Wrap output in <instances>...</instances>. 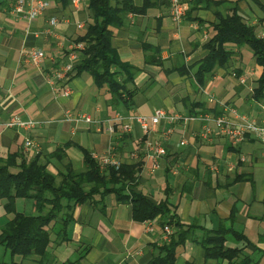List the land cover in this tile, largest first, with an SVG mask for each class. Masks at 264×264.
Wrapping results in <instances>:
<instances>
[{
    "label": "crops",
    "instance_id": "obj_1",
    "mask_svg": "<svg viewBox=\"0 0 264 264\" xmlns=\"http://www.w3.org/2000/svg\"><path fill=\"white\" fill-rule=\"evenodd\" d=\"M131 1L136 7L147 6L142 13L127 14L123 25L112 29L111 43L119 61L136 71L125 84L130 93L127 102L112 106L106 86L96 87L85 72L67 81L68 96L51 91L45 77L66 51L57 47L52 37L33 36L34 31L47 26L51 16H64L67 22H60L55 31L74 39L79 35L75 21L87 23L89 19L87 0L79 10H73L68 1L50 0L44 13L32 20L12 12L13 0H0V157L10 153L25 159L38 156L52 174L64 173L67 168L82 170L81 149L94 159L110 150L120 163L140 161L137 190L156 203L165 198L167 187L168 215L174 214L193 232L177 247L174 264H229L205 259L200 245L204 230L220 226L243 234L258 250L249 253L252 247L246 245L243 253L264 264V135L247 134L233 143L230 137L214 131L202 135L204 124L197 119L187 124L161 120L152 134L162 140L166 153L159 168L150 172L151 160L143 148L145 136L139 125L134 123L130 132L121 133L117 124L111 134L105 122L116 113L148 116L161 110L166 115L197 117L222 114L228 107L264 126V90L262 98L254 97L262 68L247 45L225 44L232 50V59L207 74L203 87L194 78L204 44L213 34V10L226 15L234 8L255 34L264 37V9L259 7L264 0H190L179 23L170 19L167 0ZM211 2L216 6H209ZM36 46L47 54L41 68L24 61L20 54L23 47ZM112 70L119 72L116 79L124 80L120 69ZM207 95L217 102H207ZM66 112L88 114L98 124L66 120ZM11 116L38 123L26 131L5 127ZM207 126L214 128L212 122ZM25 137L36 147L24 150ZM180 141H184L181 146ZM15 208L24 214L35 212L31 200L17 199ZM11 216L0 205V224ZM164 220L167 218L158 215L149 221H134L130 205L107 193L74 208L67 225L69 240L55 243V234L50 233L49 263L80 258L79 264H147L165 242ZM225 237L226 247L245 246L230 232ZM5 253L0 259L10 261ZM13 259L20 264H36L31 259L20 262L18 256Z\"/></svg>",
    "mask_w": 264,
    "mask_h": 264
},
{
    "label": "trees",
    "instance_id": "obj_2",
    "mask_svg": "<svg viewBox=\"0 0 264 264\" xmlns=\"http://www.w3.org/2000/svg\"><path fill=\"white\" fill-rule=\"evenodd\" d=\"M59 1L66 3L68 0ZM146 6L147 3L136 7L131 0H87L89 19L85 31L74 38L75 42H82L84 47L79 51V59L69 73V79L83 72L88 73L96 87L106 86L111 95L112 106L126 103L130 93L125 89V84L133 78L136 69L119 61L111 43L112 29L121 27L127 14L142 13ZM209 6L215 7L216 3L211 2ZM259 7L264 9V5L259 4ZM213 14V34L204 44V55L198 60L194 73L195 81L199 87H203L207 74L232 59V50L226 48L225 44L247 45L255 62L262 68L258 86L254 90V97L262 98L264 37L255 34L253 27L234 8L226 15H221L216 10H213ZM113 68H118L125 74L124 80L116 79L119 72L112 70ZM211 114L220 115L215 112ZM81 152L84 166L82 170L67 168L64 173L58 174L50 173L46 169V163H42L38 156L25 159L18 153H10L0 157V205L5 214H12L0 224V246L10 257V261L6 262L0 259V264H20L13 259L15 256L20 258V262L31 259L36 264H50V233L55 234V243L69 240L67 225L72 221L74 208L84 202H95L107 193H113L118 202L130 205L134 221H149L158 215L167 218L162 227L167 225L172 229L169 240L157 247L156 254L147 264H174L177 247L191 238L193 232L191 226L184 227L174 214L168 215L171 211L167 198L168 188H165V198L155 203L137 190V175L142 164L140 161L101 169L87 150L81 149ZM17 199L31 200L35 212L24 214L16 210ZM57 224L59 226L54 230ZM228 232L232 233L235 241H243L245 246L226 247L224 242ZM200 245L205 259L225 260L229 264H257L249 254L243 253L246 245L252 247L249 253L257 250L255 246L243 234L230 228L220 226L215 230H204ZM79 259L58 264H79Z\"/></svg>",
    "mask_w": 264,
    "mask_h": 264
},
{
    "label": "built area",
    "instance_id": "obj_3",
    "mask_svg": "<svg viewBox=\"0 0 264 264\" xmlns=\"http://www.w3.org/2000/svg\"><path fill=\"white\" fill-rule=\"evenodd\" d=\"M86 0H68L70 7L73 10H79ZM168 12L170 19L174 23H179L188 10L190 0H167ZM50 0H13L12 12L19 17L26 18L28 20L35 19L41 16L44 11L49 7ZM60 22H67V18L64 16H51L48 19L47 26L42 30L33 32L35 37H52L55 40L57 47L65 49L66 54L59 64L54 68H51L45 77V82L49 89L53 92H57L62 96H68L70 93L69 87L66 85L69 80V73L71 72L74 64L79 59V51L83 49L82 42H75L74 39H69L59 36L55 28ZM75 28L79 31V35H82L85 31L86 23L75 21ZM20 54L24 61L33 65L36 68H41L47 59V54L42 47H23L20 50ZM52 62L53 58L48 57ZM61 83L64 85L61 86ZM207 102L216 103L217 100L212 96L207 95ZM64 118L69 121H83L86 123H96L88 114H81L73 116L69 112L64 114ZM201 121L203 126L202 135H206L214 131L215 134L225 135L230 137L233 143H238L244 139L247 134H253L255 136L264 135V126L255 124L247 116L238 113L235 109L225 107L224 111L220 115L205 114L197 117L192 115H166L161 110H156L152 115H141L132 113H116L112 118L105 120L107 123L106 130L109 133H114V126L118 124L119 132L128 133L132 130L134 123L138 124L141 128L144 137L143 148L146 154L150 157L151 166L150 172L155 171L160 166L161 159L165 156L166 150L163 142L157 136L154 137L153 127L161 120L169 123L181 121L183 124H187L193 120ZM208 122H212L214 128L211 129L207 126ZM38 122L33 119H21L18 116H11L7 122L4 123L5 127L17 128L19 130H29L34 127ZM184 141H180L178 145H183ZM36 147L33 141L25 137L22 142V148L24 150H30V148ZM98 165L101 169L107 166H119L120 162L114 158L110 150L106 151L102 155L97 157ZM216 169V167H213ZM163 238L165 241L169 240V236L172 233V229L164 225L162 228Z\"/></svg>",
    "mask_w": 264,
    "mask_h": 264
},
{
    "label": "rangeland",
    "instance_id": "obj_4",
    "mask_svg": "<svg viewBox=\"0 0 264 264\" xmlns=\"http://www.w3.org/2000/svg\"><path fill=\"white\" fill-rule=\"evenodd\" d=\"M4 249L2 246H0V258L4 257ZM5 259L6 260H9V254L8 253H5Z\"/></svg>",
    "mask_w": 264,
    "mask_h": 264
},
{
    "label": "bare ground",
    "instance_id": "obj_5",
    "mask_svg": "<svg viewBox=\"0 0 264 264\" xmlns=\"http://www.w3.org/2000/svg\"><path fill=\"white\" fill-rule=\"evenodd\" d=\"M171 235V234H170Z\"/></svg>",
    "mask_w": 264,
    "mask_h": 264
}]
</instances>
